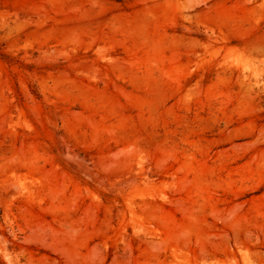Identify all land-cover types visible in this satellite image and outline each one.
Masks as SVG:
<instances>
[{
  "label": "rangeland",
  "instance_id": "1",
  "mask_svg": "<svg viewBox=\"0 0 264 264\" xmlns=\"http://www.w3.org/2000/svg\"><path fill=\"white\" fill-rule=\"evenodd\" d=\"M0 264H264V0H0Z\"/></svg>",
  "mask_w": 264,
  "mask_h": 264
}]
</instances>
